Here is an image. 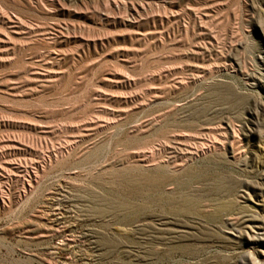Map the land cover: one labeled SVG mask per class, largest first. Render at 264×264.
I'll list each match as a JSON object with an SVG mask.
<instances>
[{
    "label": "rangeland",
    "instance_id": "374dc122",
    "mask_svg": "<svg viewBox=\"0 0 264 264\" xmlns=\"http://www.w3.org/2000/svg\"><path fill=\"white\" fill-rule=\"evenodd\" d=\"M173 165L227 206L189 238L95 213ZM0 264H264V0H0Z\"/></svg>",
    "mask_w": 264,
    "mask_h": 264
},
{
    "label": "bare ground",
    "instance_id": "6f19581e",
    "mask_svg": "<svg viewBox=\"0 0 264 264\" xmlns=\"http://www.w3.org/2000/svg\"><path fill=\"white\" fill-rule=\"evenodd\" d=\"M156 161L155 155L150 152V155L143 159L142 162L143 164H152L156 163ZM162 165L159 169L165 170ZM166 165L165 167H167ZM140 167H137L138 171L142 172L137 171L131 174L128 171L129 169L126 171L130 174L119 175L118 172L116 176H111L110 182L101 186L103 193L97 198L95 196L94 199L96 201L94 210L100 218L107 216L108 221L115 225H132V223L150 219L157 222V226L154 227V230L144 229L141 234L144 235L145 239H151L155 242H167L189 238V233L185 230L174 229L175 227L167 228V224H177L179 219L184 217L201 218L202 220L210 221L213 216L224 212L227 208L223 202L217 200L219 192L214 191L211 193L212 191H206V193H198L191 190L190 186H192V183L203 184L204 178L206 179L199 172L193 173L194 171L187 168L179 175L175 172V169L179 166L173 165V168H171L173 171L170 170L171 172L166 170L167 172L164 171L160 175L158 173H156L157 175H152L154 171L150 173L151 171H144ZM214 178L215 188L219 190L222 179L218 176ZM210 198L217 200L214 202L212 212H208L205 208Z\"/></svg>",
    "mask_w": 264,
    "mask_h": 264
}]
</instances>
